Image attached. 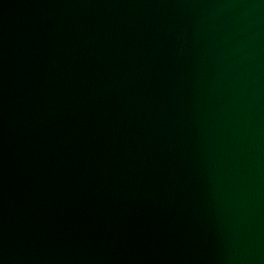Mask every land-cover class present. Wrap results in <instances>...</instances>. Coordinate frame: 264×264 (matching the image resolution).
Returning a JSON list of instances; mask_svg holds the SVG:
<instances>
[{
    "label": "water",
    "instance_id": "water-1",
    "mask_svg": "<svg viewBox=\"0 0 264 264\" xmlns=\"http://www.w3.org/2000/svg\"><path fill=\"white\" fill-rule=\"evenodd\" d=\"M0 264H264V0H0Z\"/></svg>",
    "mask_w": 264,
    "mask_h": 264
}]
</instances>
